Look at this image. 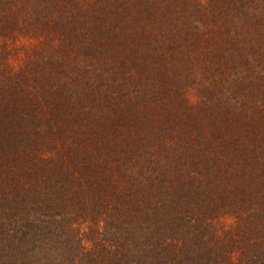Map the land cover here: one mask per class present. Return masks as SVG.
I'll use <instances>...</instances> for the list:
<instances>
[{"label":"trees","instance_id":"1","mask_svg":"<svg viewBox=\"0 0 264 264\" xmlns=\"http://www.w3.org/2000/svg\"><path fill=\"white\" fill-rule=\"evenodd\" d=\"M0 264H264V0H0Z\"/></svg>","mask_w":264,"mask_h":264},{"label":"rangeland","instance_id":"2","mask_svg":"<svg viewBox=\"0 0 264 264\" xmlns=\"http://www.w3.org/2000/svg\"><path fill=\"white\" fill-rule=\"evenodd\" d=\"M20 40H22V39H20V37H19V42H21Z\"/></svg>","mask_w":264,"mask_h":264}]
</instances>
